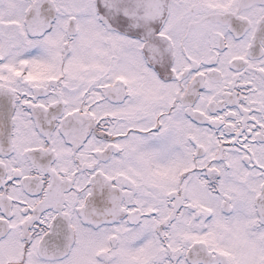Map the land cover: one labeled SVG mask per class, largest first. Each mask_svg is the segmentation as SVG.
Here are the masks:
<instances>
[{
	"label": "snow or ice",
	"instance_id": "6c2138e0",
	"mask_svg": "<svg viewBox=\"0 0 264 264\" xmlns=\"http://www.w3.org/2000/svg\"><path fill=\"white\" fill-rule=\"evenodd\" d=\"M0 264H264V0H0Z\"/></svg>",
	"mask_w": 264,
	"mask_h": 264
}]
</instances>
